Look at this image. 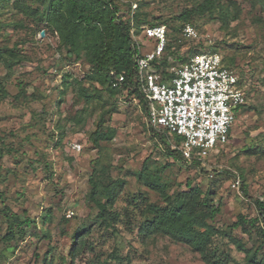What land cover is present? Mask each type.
Listing matches in <instances>:
<instances>
[{
    "label": "rangeland",
    "instance_id": "1",
    "mask_svg": "<svg viewBox=\"0 0 264 264\" xmlns=\"http://www.w3.org/2000/svg\"><path fill=\"white\" fill-rule=\"evenodd\" d=\"M115 1L124 17L133 11L144 12L148 21L156 22L172 19L201 0ZM25 2L36 7L30 0ZM237 2L242 13L228 28H222L216 18L207 14L194 16L191 25L198 32L197 39L183 37L181 30L177 34L179 40L172 37L169 25L179 22L170 20L164 25L170 49H164L161 56L168 61L166 75L153 68L157 80L168 81L188 61H182L187 50L199 44L204 50L213 48L218 52L245 87L246 104L235 117L229 141L199 163L176 158L164 148L163 142L171 149L178 143L173 134L165 135L149 125L147 110L136 97L88 82L84 78L88 65L83 59L68 61L65 50L57 48L56 35L44 23L10 8L11 5L1 10L0 48L4 52L5 47L16 46L15 51L24 58L8 76L0 62V80H6L8 91V96L0 100V191L13 213L34 222L25 228L22 238L9 243L1 239L6 226L3 225L0 264H45V260L52 264H204L198 252L187 244L160 234L144 238L136 230H127L123 219L117 223L115 236L98 224L93 225L87 236L89 247L71 261L72 234L95 217L96 209L88 202L87 193L88 178L98 156L99 162L112 165V176L125 182L116 203L120 211L132 208L129 198L133 195L145 193L149 201H159V195L139 183L133 174L144 164L150 170H159L168 193L183 189L187 179L197 183L202 192L209 189L213 192L212 201L220 205L219 213L210 222L226 234L222 239L215 237L214 242L229 253V264L244 263V254L227 243V235L235 236L248 247L260 243L254 229L247 228L249 235L232 224L240 213L257 216L254 199L264 202V12L259 6L253 7L250 0ZM15 20L23 25H15ZM132 35L141 53L149 52L155 45L154 39L145 36L144 28L133 29ZM65 73L71 75L72 85L62 94ZM75 80L81 81L89 92L97 89L100 97L83 103ZM18 81H22L26 95L16 98ZM101 114L104 126L115 129V135L112 140L101 141L98 152L89 133ZM74 144H79L78 150ZM246 148L252 150L244 151ZM237 175L243 179L250 197L231 187ZM68 209L73 210L69 218L65 215ZM44 215L49 217L44 219ZM114 247L123 257L121 262L108 257Z\"/></svg>",
    "mask_w": 264,
    "mask_h": 264
},
{
    "label": "trees",
    "instance_id": "2",
    "mask_svg": "<svg viewBox=\"0 0 264 264\" xmlns=\"http://www.w3.org/2000/svg\"><path fill=\"white\" fill-rule=\"evenodd\" d=\"M30 1L36 4V7H32L25 0H0V13L2 9L11 5L10 8H15L23 15L44 23L56 35L57 48L60 51L65 50L64 56L68 61L73 58L75 60L83 59L88 65V71L84 75L88 82H96L101 86L106 85V88L111 91H126L128 96L136 97L139 100L142 108L147 110V114L148 103L134 81L136 75L135 56L140 50L138 42L132 37V30H140L144 26L166 25L170 20H176L179 22L178 25L170 24L169 26L172 29V37L179 40L177 34L181 27L187 23L191 24L196 15L207 14L210 18H216L222 28H228L230 22L239 19L242 13V7L237 0H201L190 8L183 9L172 19L150 22L144 12L133 11L130 16L124 17L115 0ZM250 1L253 7L259 6L264 12V0ZM257 19L261 20V18ZM13 23L23 25L20 20H15ZM169 47L170 44L167 41L165 49ZM5 48L4 52L0 48V62L6 68L8 76L14 65L21 62L24 57L15 51L16 46ZM203 50L201 45H193L187 50V55L182 61L185 62L194 53ZM210 50L215 51L213 48ZM222 63L225 65L223 58ZM153 64L163 75H166L165 68L168 65L166 57H162ZM119 74L123 75L121 82L116 81ZM166 77L163 78L166 79ZM70 78L69 73L62 75V85L64 86L61 89L62 94L67 87L72 85L69 82ZM238 79L239 86L245 91L241 79L239 77ZM75 83L78 85L77 95L83 103H90L92 99L100 97L97 89L93 88L89 92L81 84V81L75 80ZM17 89L16 98L26 95L22 81L17 82ZM7 96L6 80H0V100ZM245 104L246 102L236 108V115ZM103 117L104 115L101 114L95 129L89 133V140L98 152L102 149L101 141L112 140L115 135V129L104 126ZM164 132L165 135L168 134L166 131ZM173 138L178 142L179 139L176 135H173ZM160 139L162 140V135ZM163 143L164 148L168 149L176 158H182L177 149H171L167 143ZM251 150L244 149V151ZM0 154H3L2 148H0ZM99 161L98 156L95 158V164L88 178L87 199L96 209L95 217L90 223L78 226L72 234L71 261H74L75 257L89 247L87 236L91 233L93 225L98 224L115 236L118 231L117 223L123 219L127 230L130 232L136 230L137 234L144 238L160 234L174 242L187 244L193 251L198 252L204 264H229L231 260L229 253L219 248L214 242L215 237L222 239L226 234L210 222L220 211V205L215 204L210 197L213 192L209 189L202 192L203 190L197 183L187 179L183 189L178 188L168 193L166 183L161 181L159 170H150L144 164L133 174L139 183L159 195V201H149L145 193L138 194V196L133 195L129 198L132 201V208H124L123 211H120L116 207V203L125 182L123 179L112 176L110 170L112 165L109 162ZM192 162L199 163L197 160ZM240 182L239 192L244 197H250L243 179ZM4 196L0 191V204H2L0 207V231L3 229V225H6L1 233V239L5 243H9L19 237L22 238L25 228L32 225L34 221L29 217L13 213L5 204ZM253 202L257 216L248 217L240 213L232 227H241L249 235L250 230L254 229L260 243L248 247L241 240L230 235H227V243L235 245L244 254L243 264H264V202L259 199H254ZM48 217V215L43 216L44 219ZM248 227L250 230L247 229ZM108 257L118 262H121L123 258L118 247H114ZM44 263L52 264L51 261L46 260Z\"/></svg>",
    "mask_w": 264,
    "mask_h": 264
},
{
    "label": "built area",
    "instance_id": "3",
    "mask_svg": "<svg viewBox=\"0 0 264 264\" xmlns=\"http://www.w3.org/2000/svg\"><path fill=\"white\" fill-rule=\"evenodd\" d=\"M143 28L155 45L149 52L135 56L134 81L148 103V123L178 137L174 149L183 160L201 161L229 141L236 108L246 102L245 91L239 86L235 71L223 65L221 55L210 49L190 56L168 81L157 80L153 63L164 52L167 30L164 25ZM181 35L198 38L197 30L189 23L181 27ZM122 79L119 74L116 81ZM79 147L73 145L75 150ZM239 185V176H234L231 187L239 191ZM65 215L71 217L73 210H66Z\"/></svg>",
    "mask_w": 264,
    "mask_h": 264
},
{
    "label": "water",
    "instance_id": "4",
    "mask_svg": "<svg viewBox=\"0 0 264 264\" xmlns=\"http://www.w3.org/2000/svg\"><path fill=\"white\" fill-rule=\"evenodd\" d=\"M41 35H43V31L41 32Z\"/></svg>",
    "mask_w": 264,
    "mask_h": 264
}]
</instances>
